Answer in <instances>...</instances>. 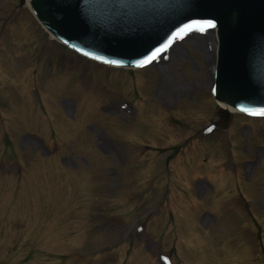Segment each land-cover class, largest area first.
Masks as SVG:
<instances>
[{
  "label": "rangeland",
  "instance_id": "374dc122",
  "mask_svg": "<svg viewBox=\"0 0 264 264\" xmlns=\"http://www.w3.org/2000/svg\"><path fill=\"white\" fill-rule=\"evenodd\" d=\"M216 49L108 66L0 0V264H264V117L211 126Z\"/></svg>",
  "mask_w": 264,
  "mask_h": 264
},
{
  "label": "water",
  "instance_id": "95a60500",
  "mask_svg": "<svg viewBox=\"0 0 264 264\" xmlns=\"http://www.w3.org/2000/svg\"><path fill=\"white\" fill-rule=\"evenodd\" d=\"M24 1L20 0V5ZM28 3L39 22L60 42L94 60L118 66H142L137 62L158 48L163 50L178 36L175 33L183 25L192 20H212L213 26L200 27L216 28L213 99L251 114L261 115L255 110L264 109V0H28ZM218 116L214 125L226 128L229 111L220 107Z\"/></svg>",
  "mask_w": 264,
  "mask_h": 264
},
{
  "label": "snow or ice",
  "instance_id": "6c2138e0",
  "mask_svg": "<svg viewBox=\"0 0 264 264\" xmlns=\"http://www.w3.org/2000/svg\"><path fill=\"white\" fill-rule=\"evenodd\" d=\"M213 25H214V21H212V20H192L188 24H185L180 29H178L177 33H175V35H179L186 30H190L193 26L200 27V26H213ZM200 30L203 31L204 30L203 27H200ZM160 51H162V48L156 49V51L153 52L151 56L145 57L143 60L138 61L137 63H140V64L148 63L149 60H151L156 55V53H158ZM246 111H247V109H246ZM255 111L261 115H264V109H258Z\"/></svg>",
  "mask_w": 264,
  "mask_h": 264
},
{
  "label": "bare ground",
  "instance_id": "6f19581e",
  "mask_svg": "<svg viewBox=\"0 0 264 264\" xmlns=\"http://www.w3.org/2000/svg\"><path fill=\"white\" fill-rule=\"evenodd\" d=\"M26 2H27V0H26ZM181 38H182V37H181ZM219 104H220V106H221L222 108H224V109H226V110H228V111H233L232 108H230V107H228V106H226V105H224V104H222V103H220V102H219Z\"/></svg>",
  "mask_w": 264,
  "mask_h": 264
}]
</instances>
